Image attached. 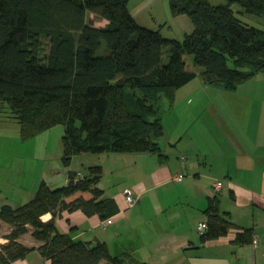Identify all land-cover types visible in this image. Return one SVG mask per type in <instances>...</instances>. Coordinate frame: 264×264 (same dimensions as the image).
Listing matches in <instances>:
<instances>
[{"label": "trees", "instance_id": "1", "mask_svg": "<svg viewBox=\"0 0 264 264\" xmlns=\"http://www.w3.org/2000/svg\"><path fill=\"white\" fill-rule=\"evenodd\" d=\"M224 1L212 5L211 0H167L171 17L186 16L193 28L176 41L140 27L128 11L129 0H0V106L9 107L8 118L18 125L21 141L62 126L61 164L66 168L74 157L86 155L161 158L160 102L171 107L175 92L196 78L234 92L237 85L264 72V31L232 11L236 5L242 15L264 18V0ZM87 13L106 25H88ZM102 45L105 49L98 55ZM164 51L167 62L162 64ZM126 88L140 94L135 113L126 108ZM101 175L97 166L80 179L70 172L64 187L50 189L40 183L27 204L0 207V222L11 228L0 264L32 251L16 242L28 229L42 243L36 251L50 264H144L128 254L111 257L103 243L74 242L54 226L63 212L78 211L99 221L120 213L115 200L104 198L98 188ZM46 214L52 220L42 223ZM203 215L201 244L229 233L234 234L233 246L252 244L253 230L235 227L217 201H210Z\"/></svg>", "mask_w": 264, "mask_h": 264}, {"label": "crops", "instance_id": "2", "mask_svg": "<svg viewBox=\"0 0 264 264\" xmlns=\"http://www.w3.org/2000/svg\"><path fill=\"white\" fill-rule=\"evenodd\" d=\"M131 16L138 24L135 14ZM139 26L158 31L163 38L176 41H181L193 29L186 16L172 18L169 15L167 0H140ZM165 27L173 37L161 33ZM173 27L177 29L175 34ZM183 89L186 91L179 97V104L185 102L189 106L194 97H200L195 103L198 107L210 87L202 84L199 79H194L175 92L174 103L177 92ZM229 96L230 103L227 104L226 101L225 105L218 107L217 119H169V123H172L169 147L176 149L178 146L180 155L191 157L189 162L186 159L188 157H180L181 160L185 159L182 163L183 173L189 174L181 182V187L185 197H192L195 201L189 203L185 200L188 211L185 209L170 217L164 214L170 207L155 192L171 183L179 184L183 177L172 174L155 155L159 162L155 164L153 171L145 175V183L130 190L124 189L121 193L129 192L135 196L138 199L136 205L127 209L121 194L112 197L120 213L113 218L110 226L102 230L98 226L100 221L97 217L86 218L78 211L63 212L54 219L57 232L67 235L74 242L92 245L96 242L103 243L111 257L128 254L144 264H191L200 261L206 252L210 253L211 264H226L231 256L232 264H260L264 257V72L237 85ZM6 120L14 122L11 118ZM161 123L164 131L163 120ZM1 135L0 207L6 205L17 209L27 204L40 183H45L50 189H59L66 185L68 173L84 175L70 170L60 173L55 161L54 166H51L50 159L58 158L60 148L56 149L54 157H50L47 146L44 147L40 141L43 135L33 139L36 141L29 143L31 145H26L33 148L35 146V149L23 154L25 157L14 153L13 159L3 160L1 148H4L5 156H11V145L17 144L19 133L18 136L14 133L12 139L4 138L9 134ZM159 152L163 157L160 147ZM198 158L202 159L201 163ZM25 159L29 161L27 164ZM216 183L221 185L219 191L214 188ZM210 201L218 202L219 210L228 214L235 227L253 230L257 245L233 246L230 244L233 233L216 242L201 244L197 230L205 223L203 211ZM144 205L151 210H144ZM50 220V214L40 218L42 223ZM186 221L189 223L188 228ZM10 232V226L0 222V251L7 244L5 236ZM16 242L32 251L10 264H50L36 251L42 243L32 237L31 229ZM200 250L204 252L202 255L199 254Z\"/></svg>", "mask_w": 264, "mask_h": 264}, {"label": "rangeland", "instance_id": "3", "mask_svg": "<svg viewBox=\"0 0 264 264\" xmlns=\"http://www.w3.org/2000/svg\"><path fill=\"white\" fill-rule=\"evenodd\" d=\"M224 3H225L224 0H211L212 5H219ZM127 8L131 15L135 14L137 18V22L140 25V0H130ZM232 11L244 23L248 24L251 27L264 31V18L255 17L246 14L242 15L240 14L241 9L236 5L232 6ZM86 23L88 25L93 26L96 29L103 28L106 25V22L104 20H101L90 13H87L86 15ZM173 28L175 34V32H177V29L175 27ZM161 33L165 36L173 37V35H169L167 27L163 28ZM42 45L45 53L47 51V42L43 41ZM104 49L105 46L102 45L101 49L98 51V55H102ZM185 60L187 61L189 67H192L191 57L186 56ZM166 62H167V53L164 51L161 58V63L165 64ZM228 66L231 67V64L228 63ZM207 87H210V89L207 90V92H205V95L200 100L202 103L198 107L195 106V103L198 102L200 97H194L192 104H190L189 106H186L185 102L179 104L178 101H181V98L179 97L182 94H185L186 90L184 89L181 92H177L176 101L175 103L172 104L171 107H169V105L165 101H162L158 104V108L161 111V119L164 122V131H163L164 136L157 141V143H159L161 154L163 155V157L160 158L161 164L167 166L168 169H170L173 172L172 174H177V175L179 174L183 177V180H181L179 184L174 182L171 183L168 187L159 189L155 192V195L160 196L163 203H165V205L170 207V209L164 212V214L169 217L173 216V214L182 213L185 211V209H187L186 211H188L187 208L188 206H186L185 202L188 201L189 203H192L194 201L192 197L188 199H187L188 196L185 197V192H183V188L181 187L182 184L181 182H183L186 179V176H189V174L185 175L183 173L184 170L182 163L185 162V159L182 162L181 158L188 157L189 159L186 158L188 161L190 160L191 157H189L188 155H186L185 157V154L180 155L181 153L178 152L179 150L178 146L176 147L177 150L171 146L169 147V143L171 142L170 136L172 130V123H169V119H217L216 117H217L218 107L221 104L225 105L226 101L227 104L230 103L229 101L231 100L228 99H230L231 97L229 96L231 92H226L219 87H214V86H207ZM139 96L140 94L137 90L131 91L129 88L125 89L124 100H125L126 108L129 113H135L136 110L135 100ZM0 111H1L0 135L1 133H3L1 136H6L7 134H9V136L4 137L6 139H12L14 137L13 136L14 133H16L18 136L19 133L18 125L15 122H9L6 120L8 119V117H10L9 107L7 105H2L0 106ZM62 133H63V127L55 126L26 141H21L18 137L17 144L14 145L12 143L11 145V151H12L11 156L9 157L5 156L3 152L4 148L2 147L1 157L3 160L5 158L13 159L12 154L14 153L22 154L16 156L22 158L25 157L26 155L23 154L33 152L35 149V146L33 148L32 146H26V145H31L29 143L36 141L33 139L40 138L41 135H43V137L40 138V141L43 142L44 147L47 146V151L48 153L50 152L49 154L50 157H54L56 149L58 150V147L60 148V155L57 156L58 158H56L55 160L50 159V165L54 166L53 162L55 161L56 165L59 167L60 173L63 170L65 173L68 170H70L73 172H80L85 175L87 173V169L89 168L88 166H92V167L97 166L101 168L102 175L98 183V188L103 191L104 198L115 197L118 194H121L124 189L130 190L133 187L136 186L139 187L142 183H145L146 180L145 175L153 171L155 169V164L159 162L157 156L155 155L100 154V155H86V156L74 157L70 163V166L66 168L61 164V159H60ZM81 157H86V158H81ZM201 160L202 159L198 158V161L200 163L202 162ZM28 162H29L28 159H25V164H27ZM178 196L180 197V199H177ZM143 209L149 211L151 210L148 206L145 205L143 206ZM164 223L168 227L167 222L164 221ZM185 223H186V227L188 228L189 223H187V221ZM201 251L202 250H200L199 254L201 253L202 255V253L204 252ZM203 251L206 252L207 250H203ZM206 253H207L206 255L205 254L202 255L203 257L200 259V261H194L191 264H196V262H199V264H211L212 260H210V253L208 252ZM229 259L230 260H228L226 264H232L233 262L232 256ZM260 264H264V257L262 258V262Z\"/></svg>", "mask_w": 264, "mask_h": 264}, {"label": "built area", "instance_id": "4", "mask_svg": "<svg viewBox=\"0 0 264 264\" xmlns=\"http://www.w3.org/2000/svg\"><path fill=\"white\" fill-rule=\"evenodd\" d=\"M182 160H183V159H182ZM76 178H79V179H80V178H82V176H81L80 174H77ZM214 188H215L217 191H219L220 188H221L220 183H216V184L214 185ZM122 200H123V202H124V204H125V207H126L127 209L132 208V207H133L134 205H136L137 202H138V199H137L135 196H133L132 194H130L129 192H124V193L122 194ZM112 220H113V218H109V219H106V220L100 221V222H99V225H98L99 228L102 229V230L106 229L108 226H110V225L112 224ZM204 231H205V224L203 223V224H201V225L198 227L197 232H198L199 235H201V234L204 233ZM252 245H253L254 247L257 245V238H256V236H254V235H253V238H252Z\"/></svg>", "mask_w": 264, "mask_h": 264}]
</instances>
